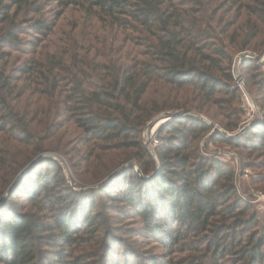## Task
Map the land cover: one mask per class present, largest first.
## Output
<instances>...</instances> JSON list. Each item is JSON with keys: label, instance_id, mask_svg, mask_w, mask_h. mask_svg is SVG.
Instances as JSON below:
<instances>
[{"label": "trees", "instance_id": "16d2710c", "mask_svg": "<svg viewBox=\"0 0 264 264\" xmlns=\"http://www.w3.org/2000/svg\"><path fill=\"white\" fill-rule=\"evenodd\" d=\"M69 12L96 37L74 45L77 25L48 51ZM100 31L131 35L106 50ZM263 50L264 0H0V264H264V224L211 150L264 167V73L241 60L260 117L237 133L232 78Z\"/></svg>", "mask_w": 264, "mask_h": 264}, {"label": "rangeland", "instance_id": "374dc122", "mask_svg": "<svg viewBox=\"0 0 264 264\" xmlns=\"http://www.w3.org/2000/svg\"><path fill=\"white\" fill-rule=\"evenodd\" d=\"M60 11H61V8L57 11V13ZM66 14H64L60 19L57 20L56 26L53 31L54 34L48 37V40H47V45H49V47L47 48L48 51L53 50V46L56 45L58 41L68 42L72 40V31H74V28L77 25L80 26L81 36L77 37L75 41L72 42L74 45L84 42V40L87 38H90L93 36L96 37V33H94L91 30V27H89V21L88 20L84 21L82 19L83 16L79 12H69L67 15ZM79 15L81 16L80 19H78ZM130 35H131L130 33L126 35L124 34L114 35L110 32L105 34L100 31V34H97L98 36L97 38L99 41H105V49L107 50L111 46L113 48H115L116 46H124L126 43L125 37L130 36ZM97 46L100 51L104 50L101 44H97ZM263 52L264 50L255 55H261ZM238 54L239 53H237L234 57L235 62H237ZM259 63H260L261 71H263L264 73V59L263 61ZM240 72H241V77L244 83V76H243L241 67H240ZM244 86H245V83H244ZM247 92L252 98L254 104L258 107V105L256 104L254 100L253 95L250 94L248 90ZM243 103H244V98L241 97L240 107H242V110H243ZM244 116L245 115L243 111V116H242L243 119H244ZM151 130H152V127L144 130L145 146L150 152L153 151L154 149V145H155L154 138L156 134V130L154 133ZM215 148H218L219 153L222 152L223 155L229 156V158L231 159L232 164L235 166V171H236L235 182H236V187H237L238 192L253 206L256 214L258 215L259 221L262 222V224H264V167H261L259 170H255V169H244L243 170L239 163L240 156L236 149L230 148L228 146H222V145L211 146V150H214ZM94 184L95 183H92L86 186L91 187ZM133 236L136 237V235H133ZM133 239L139 240L140 238H133Z\"/></svg>", "mask_w": 264, "mask_h": 264}, {"label": "built area", "instance_id": "2783aa9c", "mask_svg": "<svg viewBox=\"0 0 264 264\" xmlns=\"http://www.w3.org/2000/svg\"><path fill=\"white\" fill-rule=\"evenodd\" d=\"M244 52H241L237 55V62H233L232 65V78L233 82L236 87L240 89L241 92V97L244 98V103H243V111H244V120L242 122V125L236 130L237 132L244 131L245 128L253 124L259 117H260V110L259 108L254 104L252 98L250 97L249 93L247 92L243 79L241 77V72H240V62L243 59L242 54ZM252 54V53H251ZM253 59H255L257 62H261L264 59V52L261 55H255L252 54L249 56ZM239 64V65H238ZM227 135H232L230 133H226Z\"/></svg>", "mask_w": 264, "mask_h": 264}, {"label": "water", "instance_id": "95a60500", "mask_svg": "<svg viewBox=\"0 0 264 264\" xmlns=\"http://www.w3.org/2000/svg\"><path fill=\"white\" fill-rule=\"evenodd\" d=\"M252 54L249 52H244L242 54L243 58L249 57ZM171 119V113L167 112V113H163L159 116H157L152 122H150L145 129L151 128V127H156V131L157 129H159V127L166 123L168 120ZM209 123V125L211 126L212 130H217V126L209 121H207ZM152 155L154 154V149L153 151L150 152ZM44 156H54L55 158H57L52 152H43L40 154L35 155L34 157H32L14 176V178L11 180V182L9 183V185L7 186V188L5 189L4 194L1 196L3 198L4 195L8 194L10 189L12 188L13 184L22 176V174L30 167L32 166L36 161H38L39 159H41ZM130 164V161L125 162L121 165H119L118 167L114 168L113 170H111L105 177L103 181H106V179H108L109 177H112L113 175L117 174L119 171H121L124 167H126L127 165Z\"/></svg>", "mask_w": 264, "mask_h": 264}, {"label": "bare ground", "instance_id": "6f19581e", "mask_svg": "<svg viewBox=\"0 0 264 264\" xmlns=\"http://www.w3.org/2000/svg\"><path fill=\"white\" fill-rule=\"evenodd\" d=\"M155 130H156V127L154 126V127H152V132L154 133L155 132Z\"/></svg>", "mask_w": 264, "mask_h": 264}]
</instances>
